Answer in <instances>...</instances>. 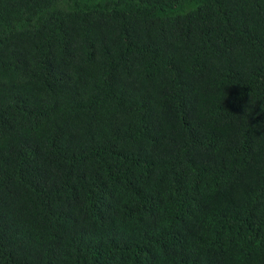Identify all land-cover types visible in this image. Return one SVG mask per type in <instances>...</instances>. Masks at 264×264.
Returning <instances> with one entry per match:
<instances>
[{"label": "trees", "instance_id": "16d2710c", "mask_svg": "<svg viewBox=\"0 0 264 264\" xmlns=\"http://www.w3.org/2000/svg\"><path fill=\"white\" fill-rule=\"evenodd\" d=\"M0 264H264V0H0Z\"/></svg>", "mask_w": 264, "mask_h": 264}]
</instances>
